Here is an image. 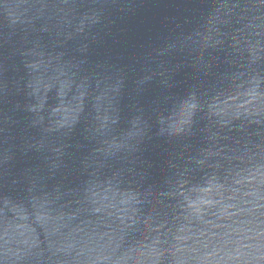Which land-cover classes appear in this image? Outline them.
<instances>
[{
  "label": "water",
  "instance_id": "water-1",
  "mask_svg": "<svg viewBox=\"0 0 264 264\" xmlns=\"http://www.w3.org/2000/svg\"><path fill=\"white\" fill-rule=\"evenodd\" d=\"M0 264H264V0H0Z\"/></svg>",
  "mask_w": 264,
  "mask_h": 264
}]
</instances>
